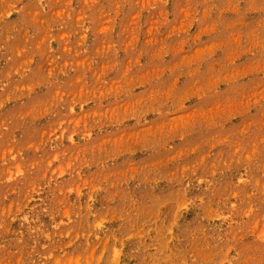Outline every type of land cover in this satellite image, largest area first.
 Segmentation results:
<instances>
[{
    "label": "rangeland",
    "instance_id": "rangeland-1",
    "mask_svg": "<svg viewBox=\"0 0 264 264\" xmlns=\"http://www.w3.org/2000/svg\"><path fill=\"white\" fill-rule=\"evenodd\" d=\"M0 264H264V0H0Z\"/></svg>",
    "mask_w": 264,
    "mask_h": 264
}]
</instances>
